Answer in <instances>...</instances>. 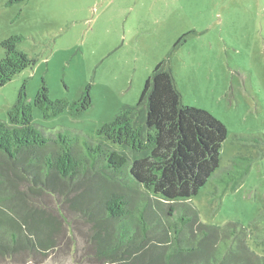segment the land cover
<instances>
[{"label": "trees", "instance_id": "trees-1", "mask_svg": "<svg viewBox=\"0 0 264 264\" xmlns=\"http://www.w3.org/2000/svg\"><path fill=\"white\" fill-rule=\"evenodd\" d=\"M23 38L0 42V85L35 63L18 48ZM91 104L89 84L69 100L51 98L42 80L33 101L22 84L0 119V261L45 258L74 236L97 264H264V207L249 227L213 225L187 201L208 178L218 196L235 190L252 156L234 154L216 173L227 128L183 103L167 60L145 78L135 105L123 104L95 130V141L68 128L46 136L33 122V106L48 118L66 110L76 117Z\"/></svg>", "mask_w": 264, "mask_h": 264}, {"label": "rangeland", "instance_id": "rangeland-1", "mask_svg": "<svg viewBox=\"0 0 264 264\" xmlns=\"http://www.w3.org/2000/svg\"><path fill=\"white\" fill-rule=\"evenodd\" d=\"M13 34L24 36L18 48L35 63L0 85V119L22 84L30 101L42 80L51 98L69 100L89 84L92 104L81 115L66 110L45 118L33 106V122L46 136L68 128L95 141V130L123 104L135 105L147 75L167 60L183 103L205 108L227 128L216 173L234 154L252 156L235 190L218 196L208 178L187 201L213 225L234 220L249 227L263 209L264 0H0V42ZM248 245L263 253L253 237ZM82 247L73 236L45 258L6 257L0 264H97Z\"/></svg>", "mask_w": 264, "mask_h": 264}, {"label": "crops", "instance_id": "crops-1", "mask_svg": "<svg viewBox=\"0 0 264 264\" xmlns=\"http://www.w3.org/2000/svg\"><path fill=\"white\" fill-rule=\"evenodd\" d=\"M173 71V70H172ZM148 76V75H147ZM176 82V81H175ZM177 85V84H176ZM178 87V86H177ZM179 89V88H178Z\"/></svg>", "mask_w": 264, "mask_h": 264}]
</instances>
